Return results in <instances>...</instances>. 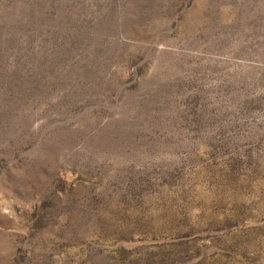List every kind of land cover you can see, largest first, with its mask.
Wrapping results in <instances>:
<instances>
[{
	"label": "rangeland",
	"instance_id": "rangeland-1",
	"mask_svg": "<svg viewBox=\"0 0 264 264\" xmlns=\"http://www.w3.org/2000/svg\"><path fill=\"white\" fill-rule=\"evenodd\" d=\"M0 264H264V0H0Z\"/></svg>",
	"mask_w": 264,
	"mask_h": 264
}]
</instances>
